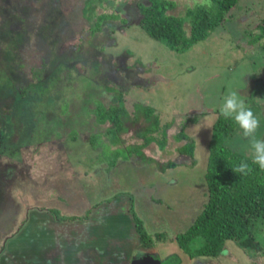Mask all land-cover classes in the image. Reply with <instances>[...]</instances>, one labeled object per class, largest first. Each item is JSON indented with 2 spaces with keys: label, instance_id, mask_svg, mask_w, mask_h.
Returning a JSON list of instances; mask_svg holds the SVG:
<instances>
[{
  "label": "rangeland",
  "instance_id": "1",
  "mask_svg": "<svg viewBox=\"0 0 264 264\" xmlns=\"http://www.w3.org/2000/svg\"><path fill=\"white\" fill-rule=\"evenodd\" d=\"M137 1L111 0L106 11L116 13L114 19L92 16L88 33L81 30L87 21L80 18L77 0H0V242L18 227L30 232L34 225L26 220L40 206L51 219L54 209L64 217L87 212L78 228L89 227V251L96 253L102 239L116 250L109 253L106 244L98 250L104 253L103 261L98 258L102 264L146 257L158 264H264L263 256L247 258L230 240L215 257L192 259L174 241L205 201L208 133L228 92L236 90L259 117L257 138L264 139V38L257 30L264 0H239L210 37L181 54L138 27ZM171 1L168 12L182 16L206 0ZM119 94L127 114L137 102L153 110L157 125L168 123L162 149L150 142L140 149L143 159L123 156L141 143L136 134L147 123L139 115L125 122L127 130L114 146L88 148L87 137L109 126L95 122V105L115 106ZM192 115H199L194 123L188 121ZM179 129L193 140L191 167L189 160L178 165L183 159L178 149L186 143L173 138ZM69 132L75 133L73 140ZM225 145L251 158L237 126ZM168 161L176 166L161 170ZM131 213L150 236L148 244L139 243ZM155 232L164 237L153 240ZM72 236L74 242L65 244L71 241L78 250L85 236ZM60 252L69 264V250Z\"/></svg>",
  "mask_w": 264,
  "mask_h": 264
},
{
  "label": "trees",
  "instance_id": "2",
  "mask_svg": "<svg viewBox=\"0 0 264 264\" xmlns=\"http://www.w3.org/2000/svg\"><path fill=\"white\" fill-rule=\"evenodd\" d=\"M77 1H79L80 18L87 21L81 30L91 33L89 29L92 16H98V20L114 19L116 13L109 12L107 14L106 11L109 4L112 3L111 0ZM238 1L206 0L186 8L182 16L168 12L173 8L171 0H141L134 3L133 9L138 16V27L147 36L162 42L172 52L181 54L191 46L210 37L216 28L228 19V12L235 7ZM95 9L101 10V12L97 13ZM96 23L94 21V24ZM93 29L95 32L99 31L98 26ZM257 30L259 36L264 38V16L257 25ZM261 80L264 82V78ZM22 92L20 93L23 94ZM63 105L66 108L67 105L65 103ZM131 107V114H127L121 94L117 95L115 106L104 107L97 102L93 111L94 120L97 124L107 122L109 126L103 132L90 134L87 137L88 148L94 150L96 147H103V145L114 146L118 143L117 135L127 130L124 126L125 122L135 121L139 115L147 123L136 134L141 143L133 145L130 150H125L123 156H130L134 153V156L142 157L140 149L150 142L162 149L165 144L164 135L168 123L157 125V117L152 114L153 110L149 106L134 102ZM62 113L58 112V114ZM199 115H192L188 121L194 123ZM235 126L233 121L225 120L219 115V110H215V118L210 125L207 138V155L202 179L205 188V201L188 228L174 236L176 247L188 259L215 257L227 240L232 241L247 258L256 254L264 257V172L254 166L252 173L247 176H239L232 170V166L241 160L247 159L250 162V158L225 145L226 136ZM69 133V140H73L75 133ZM102 136H107V139L102 143H96L93 140L94 137ZM173 138L186 141L178 149L183 158L178 162V165H185V162L189 160L191 163L188 167H191L196 161L193 156V140L184 136L181 129L173 135ZM99 143L100 145H98ZM174 165L176 166L174 161H168L161 167V170ZM108 166H111L109 162ZM25 179L29 181V178ZM38 207L40 206L32 207L33 209L30 211L40 210ZM129 208L128 205L130 211ZM51 214H54L55 218L52 219L56 222H70L79 219L76 216H61L55 209L51 211ZM86 217L87 212L81 220ZM131 218L139 243L148 244L150 236L146 234L141 221L133 213H131ZM163 237L164 233L162 232L152 234L155 241Z\"/></svg>",
  "mask_w": 264,
  "mask_h": 264
},
{
  "label": "crops",
  "instance_id": "3",
  "mask_svg": "<svg viewBox=\"0 0 264 264\" xmlns=\"http://www.w3.org/2000/svg\"><path fill=\"white\" fill-rule=\"evenodd\" d=\"M113 209V212L117 213V206H115ZM82 217V215L79 216V219H82ZM29 219L30 220H26V222H28L27 224L31 223L34 225V227L32 226V230H30V232L24 233V231L18 227L15 233L11 232L9 234V231L7 234L2 233L3 237H1L0 242V264H66L67 257H65V255H61L62 252H60L63 250H65V252L69 250L68 255L71 256L69 258V264H102V262L99 263L98 258L103 261L104 253H102V255H98L96 254L98 250L100 251L102 249L105 250L108 248L109 253H114V251H116L113 248L110 249L112 244L109 241L105 242V240L102 239L100 248L96 249V253L95 251L91 253L88 246L91 243L88 242L87 239V235H89L87 234V232H89V227L85 225V230L78 228V224H81L78 219L72 224L63 223L62 225L58 226L59 223L52 222L53 219L47 216L41 209L33 210ZM69 225L71 228L76 226L78 229L73 231L71 228H69ZM87 225H89V222ZM46 230H48V232H45ZM72 233L74 235H80V238L85 236L84 241L82 243L79 242L80 244L77 246L78 250L72 249V245L70 244V242L74 239ZM26 234L31 235L28 237ZM25 238L29 239V241L25 242ZM70 238L71 241L65 244ZM44 239L48 240L49 243H46ZM130 240L131 243H133V240ZM125 241L128 242L127 239ZM104 245L106 248H104ZM115 255L116 257L118 256L117 253H115ZM109 257L116 262L118 261L111 256Z\"/></svg>",
  "mask_w": 264,
  "mask_h": 264
},
{
  "label": "clouds",
  "instance_id": "4",
  "mask_svg": "<svg viewBox=\"0 0 264 264\" xmlns=\"http://www.w3.org/2000/svg\"><path fill=\"white\" fill-rule=\"evenodd\" d=\"M219 115L235 123L251 149L250 162L247 159L241 160L232 166V170L239 176L249 175L253 172L254 166L264 172V139L257 138L261 122L252 108L246 105L236 90H232L227 93L219 106Z\"/></svg>",
  "mask_w": 264,
  "mask_h": 264
},
{
  "label": "water",
  "instance_id": "5",
  "mask_svg": "<svg viewBox=\"0 0 264 264\" xmlns=\"http://www.w3.org/2000/svg\"><path fill=\"white\" fill-rule=\"evenodd\" d=\"M129 264H158V262L156 260H151L150 258H141L138 260H134L132 262H130Z\"/></svg>",
  "mask_w": 264,
  "mask_h": 264
}]
</instances>
